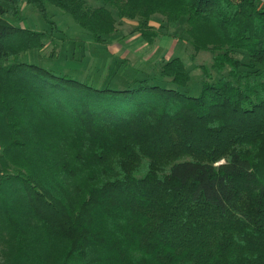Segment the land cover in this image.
I'll use <instances>...</instances> for the list:
<instances>
[{
    "label": "trees",
    "instance_id": "obj_1",
    "mask_svg": "<svg viewBox=\"0 0 264 264\" xmlns=\"http://www.w3.org/2000/svg\"><path fill=\"white\" fill-rule=\"evenodd\" d=\"M23 5L50 29L9 21ZM50 8L105 51L162 18L211 55L199 95L179 57L104 86L24 62L61 58ZM0 264H264V0H0Z\"/></svg>",
    "mask_w": 264,
    "mask_h": 264
},
{
    "label": "rangeland",
    "instance_id": "obj_2",
    "mask_svg": "<svg viewBox=\"0 0 264 264\" xmlns=\"http://www.w3.org/2000/svg\"><path fill=\"white\" fill-rule=\"evenodd\" d=\"M93 5H96V3H93ZM22 8V13L19 19L8 18L9 21H11L14 25L37 31H48L50 29L49 25L33 8L27 5H23ZM49 14L51 16V20L54 22V37L57 39L54 42L58 43L60 46L59 53L61 58L53 60L47 57L48 53L51 51L52 43L51 45L48 44L46 49L43 51H35L27 56H24L22 58L24 62L37 65L47 70L58 72L59 74L71 72L72 74H76L78 76L76 78L79 80H83L85 75H87L86 79L88 76L89 78L93 77L94 74H92V71L88 69L85 71V67H89V65L92 63L91 67L93 68H91V70L94 68V70H97L96 68H98L99 81L101 80L100 84L104 86V84L108 83L109 81V75L107 76L108 73L100 74V69H102L104 66L110 69L116 65V59L124 60V64H126V62L127 64L129 63V65L132 66L130 68L132 71H146L153 74L156 71L155 66L150 64V61H152L153 58V60H157L161 59L162 57H165L166 59L169 57H179L185 60V65L191 74V81L188 89L181 90V92L192 97L199 95L204 77L202 71H200V69H196L195 67L210 66L211 55L202 53L197 57L195 63H191L186 55L190 53L189 48L183 41H178L180 40L178 37L173 38L167 35V31L169 29L166 28L167 24L162 18L155 17L151 21V25L157 30L161 29V26L164 25L162 35L154 45L149 46L143 42L142 39H140V35L135 32L136 21H123V25L119 28V34L111 39L110 42H108L107 50L105 51L102 48L101 50L96 48L97 46L91 43L87 33L81 29L70 16L60 13V11L56 8H50ZM58 29L62 32H58ZM179 33L181 36H183L182 32ZM65 42L68 44L67 50H65ZM185 48H188V50ZM103 52L107 54L112 53L114 57H110L109 55L104 56ZM73 54L75 55V59L79 61L81 60L82 63L70 62L72 60ZM92 58L93 61L91 60ZM67 62H70V64ZM131 70H128L127 74L129 76L131 75ZM83 71L85 72L84 76L80 75V73ZM86 73H90L91 75ZM115 86L117 85H115L114 80L112 81L110 88L115 89Z\"/></svg>",
    "mask_w": 264,
    "mask_h": 264
}]
</instances>
